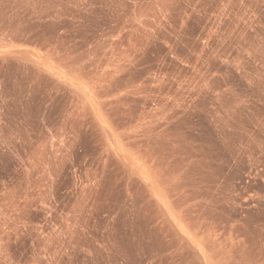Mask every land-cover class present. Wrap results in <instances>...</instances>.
<instances>
[{
    "label": "rangeland",
    "instance_id": "rangeland-1",
    "mask_svg": "<svg viewBox=\"0 0 264 264\" xmlns=\"http://www.w3.org/2000/svg\"><path fill=\"white\" fill-rule=\"evenodd\" d=\"M0 264H264V0H0Z\"/></svg>",
    "mask_w": 264,
    "mask_h": 264
}]
</instances>
